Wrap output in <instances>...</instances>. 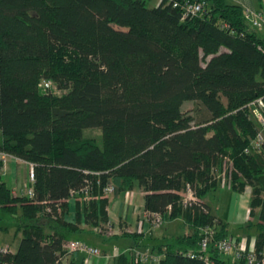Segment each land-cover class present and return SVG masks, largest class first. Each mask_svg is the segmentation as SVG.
<instances>
[{
  "label": "trees",
  "instance_id": "1",
  "mask_svg": "<svg viewBox=\"0 0 264 264\" xmlns=\"http://www.w3.org/2000/svg\"><path fill=\"white\" fill-rule=\"evenodd\" d=\"M171 1L0 0V152L33 174L31 197L0 177V211L16 216L19 234L0 264H60L63 241L84 227L102 238L108 182L121 191L136 183L146 214L179 217L189 229L154 246L158 264H244L245 252L229 262L213 244L230 230L205 201L220 184L223 155L234 167L228 188L248 186L249 217L257 208L236 228L263 254L264 147L243 148L256 130L246 104L264 94V41L238 4L177 0L202 3L180 20ZM41 80L63 92H42ZM184 101L195 108L182 111ZM87 128H99V143L83 136ZM186 183L207 213L179 205ZM205 226L214 233L199 251ZM120 235L135 245L143 237ZM109 264L147 263L120 249Z\"/></svg>",
  "mask_w": 264,
  "mask_h": 264
},
{
  "label": "crops",
  "instance_id": "2",
  "mask_svg": "<svg viewBox=\"0 0 264 264\" xmlns=\"http://www.w3.org/2000/svg\"><path fill=\"white\" fill-rule=\"evenodd\" d=\"M159 1L160 0H149L148 6H156ZM226 1L228 3L240 5L243 10L251 9V10H261L264 12V0H259V1L258 0H226ZM254 31L256 32L258 37H260L264 41V35L262 30L254 29ZM6 162H8V165H13V167L15 168L20 163L25 164L28 167V163L18 158L17 160L10 158L8 159V161L6 160ZM9 170H10L9 166H7L6 163L4 168L0 171V177L5 172H6L5 175L9 176L10 173ZM25 182L27 187H29L27 179H25ZM10 189L12 193L15 191L17 192L20 191L22 193L24 191L23 184L20 183H18L17 185L16 184L11 185ZM208 198H209V202L206 200L205 201L211 207L213 214L223 222L227 223L228 226L230 227L228 237L235 239L238 238V241L243 240L244 243L246 241L247 245L251 246L253 242L252 236H250V238L246 240L245 233L242 230L236 228L237 226L245 223L248 219L254 220V217L256 215L257 208L253 209L252 216L249 217L248 214L249 189L244 187L243 191L236 192L234 190L229 189L227 185L222 184L219 185L217 187V190L212 192L208 196ZM68 210L69 213L71 214L72 206H70V203ZM106 214L108 219V227L111 226L112 228L110 236L115 235L116 237H110L108 239L112 241V246L110 247V245L106 244L107 248L105 246L106 248L105 251L110 250V248L112 247H115L117 250L121 249L126 251H129L132 248H136V249L148 248L151 250H155L154 246L156 244L165 243L173 237L184 235L189 232V229L182 224V221L179 217L177 219L180 221L181 226H180V230L178 231V234H176L177 227L175 224L174 225L169 224L167 227L162 225L155 228L149 227L148 222L144 218L142 193L136 183H134V186L131 189L126 191H121L117 189L116 186H114V190L112 191V193L107 196ZM165 220L166 219H164L163 222ZM168 220L173 221V219H168ZM122 232L142 233L143 237L142 239L138 240L137 245H135L133 239H131L130 237L121 236L120 234ZM129 238L130 240H127ZM113 240L119 242V244H117L118 247H116V244L113 243ZM3 244L7 245V243H3ZM262 252L264 254V246ZM230 255L232 256L231 253ZM65 260L67 261L68 264L69 263L80 264L81 254L78 253V254L68 255L66 256ZM107 262L102 257L91 259V264H104V263L107 264Z\"/></svg>",
  "mask_w": 264,
  "mask_h": 264
},
{
  "label": "built area",
  "instance_id": "3",
  "mask_svg": "<svg viewBox=\"0 0 264 264\" xmlns=\"http://www.w3.org/2000/svg\"><path fill=\"white\" fill-rule=\"evenodd\" d=\"M169 2L171 0H165ZM159 3V2H158ZM171 5L173 7H178L180 9V20L191 18L196 16L201 11L202 3L201 2H188L183 1L179 3L177 0L171 1ZM244 19L249 23L251 28L253 29H261L264 35V12L261 10H251L244 9L243 10ZM261 53L264 54V45L258 46ZM39 86V84H38ZM47 84L44 85V90L48 89ZM248 108L250 117L256 123V130L254 135L248 140L247 144L243 148L244 153H254L260 151V149L264 146V94L255 97L253 100L249 101L246 104ZM6 156L8 155L4 152H0V169H3L5 166ZM12 157V156H11ZM13 158V157H12ZM15 158L14 160H16ZM234 171L232 160L226 156H221V165L220 169L215 173V177L219 179V183L227 185L229 181L230 173ZM27 179L28 182H32L33 174H32V165L28 164L27 171ZM249 189L248 186H245ZM103 193L105 195H109L114 190V185L110 182L106 183L103 187ZM27 196H32V190L30 187H27L22 192ZM179 205L182 208L187 207H197L199 211L207 213V209L202 203V201L196 196L192 187L186 183L184 185L183 190L180 192V198L178 201ZM167 211L169 210V206H167ZM144 218L148 222L149 227L155 228L160 226L162 221L164 220L163 214L161 213H149L146 214L144 212ZM213 229L211 227L205 226L201 228V237L198 241V250L204 251L207 247V244L212 240L213 237ZM214 246L220 253L230 252L232 254L233 259H236L240 256L242 252H245L244 264H264V254L260 257H256L251 246L246 250L244 246V241L239 240L236 241L235 238L226 237L222 239H218L213 241ZM62 250L64 254L59 257L58 262L60 264H68L65 260L66 256L71 254H81L80 264H91L92 258L102 257L105 259L107 264H109L111 257H113L118 250L115 247L110 248L105 253H101L100 250L91 244L85 243L84 241L78 239H67L62 243ZM9 248L7 245L0 246V254L8 252ZM132 255V258L135 262L147 263V264H158L160 260V255L156 250H151L148 248L144 249H136L132 248L129 250ZM190 256H199L202 259L206 260V257L201 255H197L196 253H187ZM109 258V259H108ZM106 264V263H104Z\"/></svg>",
  "mask_w": 264,
  "mask_h": 264
},
{
  "label": "rangeland",
  "instance_id": "4",
  "mask_svg": "<svg viewBox=\"0 0 264 264\" xmlns=\"http://www.w3.org/2000/svg\"><path fill=\"white\" fill-rule=\"evenodd\" d=\"M45 84H47V87H49V88L44 90V85ZM38 87L41 88L42 92H50L52 94H60V93L63 92L62 90L56 89L54 87V83L52 81H50V80H41L39 82V86ZM180 108H181L182 111L191 112V110L195 108V104L192 101H184V102H182ZM83 136L92 137V138H94L96 143H99V141H100L99 140V138H100L99 128H87V129H84L83 130ZM12 157L11 156H6V160L8 161V159H10ZM15 158L16 157H13L12 159H15ZM6 160H5V165L7 163V166H9L10 173H9V176L5 175L6 172L3 175H1L2 180H4L6 182L8 187H10L11 185H15V184L17 185L18 183H20V184H23V190L26 189L27 185H26L25 179H27L28 167L25 164L20 163L15 168V167H13V165H8V162H6ZM220 165H221V163H220ZM1 170L2 169H0V171ZM217 171H215V172H217ZM27 181H28V179H27ZM219 185H221V184H219ZM13 193L17 194V193H21V192L20 191L19 192L15 191ZM206 201L209 202V198H207ZM69 203H70V206H72V200L69 201ZM15 218H16V216H11V215H8V214L3 213V212L0 211V226L6 228V230H1L0 229V246L6 245V244H3V243H7V246H8V248L10 250H14L15 249V247L17 245V242L19 240V234L18 233L14 234V227H15V223H16ZM65 218L67 220H71L72 219V215L69 213V214L65 215ZM169 224H172V225L175 224L176 225V227H177L176 234H178V231L180 230V226H181L180 221L177 218L173 219V221H169L168 219H166L164 222L162 221V223L160 225L167 227ZM84 228H85V230L81 231L80 233H76V234L72 235L71 237L75 238V239H78V240H81V241H84L85 243H88V244L96 246L100 250L101 253H105L106 252L105 251V249L107 248L106 244L110 245V247L112 246V241L108 240V239H107L108 241H106V238H104V237L110 236V233H111V230H112L111 226H109V227L108 226L107 227H102L101 226L100 227L102 229V231H101L102 233L101 232H99V233L102 234L103 241L101 240L102 238L98 234H94V233L90 232L89 231L90 228H88V227H84ZM167 232H169V231H167ZM172 232H174V231H172ZM127 240H130V238L127 239ZM113 243H115L116 247H118L117 244H119V242L113 240ZM105 246H106V248H105ZM221 257L223 259L229 261V262L233 261V257L230 255L229 251L226 252V253H221Z\"/></svg>",
  "mask_w": 264,
  "mask_h": 264
}]
</instances>
